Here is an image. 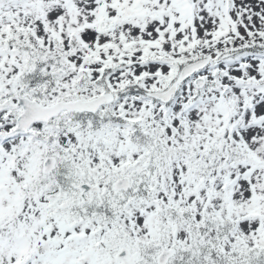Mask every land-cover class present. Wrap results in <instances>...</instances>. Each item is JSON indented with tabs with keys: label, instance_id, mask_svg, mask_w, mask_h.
Segmentation results:
<instances>
[{
	"label": "snow or ice",
	"instance_id": "snow-or-ice-1",
	"mask_svg": "<svg viewBox=\"0 0 264 264\" xmlns=\"http://www.w3.org/2000/svg\"><path fill=\"white\" fill-rule=\"evenodd\" d=\"M0 264H264V0H0Z\"/></svg>",
	"mask_w": 264,
	"mask_h": 264
}]
</instances>
